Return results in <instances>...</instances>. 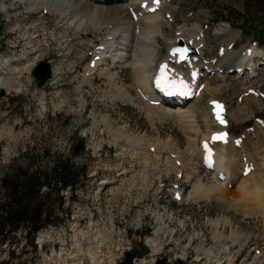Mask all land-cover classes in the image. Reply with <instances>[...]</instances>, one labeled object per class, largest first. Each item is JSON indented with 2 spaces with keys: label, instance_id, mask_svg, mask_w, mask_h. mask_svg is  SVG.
I'll list each match as a JSON object with an SVG mask.
<instances>
[{
  "label": "rangeland",
  "instance_id": "rangeland-1",
  "mask_svg": "<svg viewBox=\"0 0 264 264\" xmlns=\"http://www.w3.org/2000/svg\"><path fill=\"white\" fill-rule=\"evenodd\" d=\"M16 8L12 6L15 17L0 11V59H20L35 49L29 61L41 58L53 65L54 72L50 82L41 87L31 80L30 73L22 76L20 93L0 89V179L14 166L33 160L35 169L51 165L55 158H69L79 176L75 187L52 190L55 222L38 231L33 244L26 240L24 229L14 233L18 242L11 261L122 264L129 252L134 255L131 264H158L162 258L166 262L160 264H230L231 260L233 264H264V136L249 141L245 137L240 147L230 142L235 149L228 144L225 164L237 171L223 182L207 174L199 163L200 140L216 128L206 100H226L232 133L243 132L255 124V116L264 117V100L249 96L237 102L236 96L250 85L264 87V74L219 77L201 92L197 118L183 125L172 115L162 117L169 110L165 105L154 111V106L139 100L131 66L113 65L106 59L109 73L95 75L88 86L79 89L88 74L89 52L95 43L105 42V29L90 25L78 35L77 27L66 25L55 15L26 14L22 6ZM165 10L173 14L174 22L171 27L163 24V34L152 41L159 60L170 46L164 38L175 42L178 37L174 33L183 25L203 26L208 35L228 24L239 34L236 49L264 40L260 0H173ZM16 27L20 29L16 31ZM26 31L35 38L23 37ZM205 38L204 53L214 57L217 46L224 44ZM170 112L175 116L174 109ZM112 132L123 138L145 137L160 157L151 156L148 145L131 144ZM193 138L198 140L196 154L191 153ZM167 153H176L185 164L186 176L180 181L184 195L178 203L171 199L170 185L174 172L184 166L177 167L172 160L169 163ZM243 157L254 167L246 176L241 175ZM243 181L244 191L239 188ZM42 233L46 237L40 246ZM231 236L237 238L236 243ZM8 251L5 244L0 245V260L8 257Z\"/></svg>",
  "mask_w": 264,
  "mask_h": 264
},
{
  "label": "bare ground",
  "instance_id": "bare-ground-1",
  "mask_svg": "<svg viewBox=\"0 0 264 264\" xmlns=\"http://www.w3.org/2000/svg\"><path fill=\"white\" fill-rule=\"evenodd\" d=\"M124 1H127V0H111V1L103 2V3H96L93 0H0V10H2L3 12L9 13L15 17L16 13L13 12L12 6L13 5L17 6L18 8L16 9L18 10L20 5H22L23 10H25L26 13L34 12L38 14V13H43V10H47L49 14L55 15L61 21L66 23V25L77 27V30L79 32L82 30L83 27L90 26V25L94 27V29L97 28V30L105 29L107 31V34H106V38H104L105 42L103 44L105 45L106 48H109V51L112 53L106 54L104 55V57L110 58L113 65L122 64L123 66H126V67L131 66L133 68L132 71L135 77V84L133 88L136 90V88L141 87L147 90L148 82L150 79L149 72L155 68L154 63H157V60H159L156 57L157 49L153 47L152 41L153 40L158 41L159 39L157 36L163 34V27H162L163 24H168L169 27L172 26L170 22L163 20V17H162L164 13H171V12L163 9L165 10L164 13L160 12L156 14L144 15V16L139 17L137 21H134L131 19L130 15L128 14L126 10V6L127 5H132V6L138 5L139 0H129L128 3ZM164 1H165V4H167V0H164ZM202 28L203 27L198 26V25L193 26L192 28H190L187 25H183L176 30L177 37H178L177 39H180L183 36L189 39L192 37H196L197 35H201L202 42H204V45H206L207 38L205 37L208 36V38L211 40L221 41L226 47L230 42L234 41L237 38V36H239L238 32L236 33L232 31L231 27L228 24H221L214 30L212 34L208 33V35H206V33L204 32ZM19 29H20L19 27L18 28L16 27V31ZM27 31L30 32V30H27ZM27 31L24 32L25 34L22 33L23 37H26V39L31 41L35 37L32 35L33 33L29 34ZM164 39H165V42L169 43L170 45H173L176 43L171 40L169 41V38L167 37H165ZM36 52L37 50L34 49L28 52V54H25L20 59H17L14 57H4L0 59V89H7V90L11 89L17 93H20L22 91L21 88L24 85L22 81V78H23L22 76L29 75L31 72L30 67L32 66V63L33 64L35 63V62L29 61V55L32 53L35 54ZM223 58H224L223 60L219 58L220 60L217 61L216 63L217 68H220L221 64L226 61L228 62V65L226 68L232 67L234 64H237L242 59L241 50L229 51L226 49V52ZM203 59H205V57L201 56V60ZM104 64H106L104 61L96 62V66L102 65L101 67L98 68L97 75H102V74L107 75L109 73L110 67L108 66L106 67L104 66ZM87 69H88V72H87L88 74L85 76L84 82L79 86V89L81 91L83 90V88H85L92 82V80L95 78V75H96L95 70L89 68V66ZM52 77H53V74L51 75V78ZM219 77H220L219 74L212 75V76L206 75L200 81L204 82L205 83L204 88L205 87L207 88L209 85L212 84V82L216 81ZM123 93L124 92H121V94ZM212 95L214 96L215 94L212 93ZM201 98L198 97V99L196 100L189 101L186 105L182 107H172V106L165 105L164 108H167V109L169 108V110H167L166 112H163L162 117L172 115L174 119L176 118L178 121L182 122L183 125L184 124L188 125L193 122L195 113L198 112L199 104H200L198 102H200L199 100ZM160 105H161V108H163L162 106L164 105L163 104H160ZM160 105H155L156 106V107L154 106L155 108L152 106L151 107L153 108V110L154 109L157 110L160 108ZM152 108L150 109L152 110ZM170 109L172 110L174 109L176 111L175 116L171 114ZM186 130H187V126H186ZM187 132L189 131L187 130ZM112 134L116 138H120V137L121 139L123 138L121 134L118 132H112ZM123 139L128 141L131 144L142 145L141 147L145 145H148L149 147L153 146L151 143L147 142L148 139H146L145 137L134 138V139L125 137ZM197 141H196V138H193L190 140L191 145H192L191 153L193 154L198 151L197 143H196ZM168 146H171V145L168 144ZM231 147H234V146L231 145ZM227 148H228V144L220 148L219 154L216 156V158H217V164L220 165V167H225L228 171L227 175L230 176L237 171V168L236 167L233 168L225 164V153H226ZM173 149L175 148L173 147ZM191 153L189 152V154ZM199 153H200V150H199ZM243 180H245V178ZM240 184L241 185L239 186V188L244 191L246 187L244 186V181L240 182ZM224 191L226 193L227 190H224ZM247 191L248 190L246 189V192ZM235 236L230 237L233 243H236L237 241V238ZM45 237L46 235L42 233L39 239L41 244L43 243V240L45 239ZM62 255L63 254H60L59 256L63 257ZM65 264H66V261H65Z\"/></svg>",
  "mask_w": 264,
  "mask_h": 264
},
{
  "label": "trees",
  "instance_id": "trees-1",
  "mask_svg": "<svg viewBox=\"0 0 264 264\" xmlns=\"http://www.w3.org/2000/svg\"><path fill=\"white\" fill-rule=\"evenodd\" d=\"M260 3L264 6V0ZM32 164L33 160L25 166H14L11 173H5L0 179V245L5 244L9 249L8 257L1 259L0 264H18L11 261L18 242L15 232L24 229L26 240L33 244L36 233L55 222L51 217L54 209L50 202L52 190L59 192L77 184L79 172L69 158H55L51 165L35 169ZM44 186L48 192L42 191Z\"/></svg>",
  "mask_w": 264,
  "mask_h": 264
},
{
  "label": "snow or ice",
  "instance_id": "snow-or-ice-1",
  "mask_svg": "<svg viewBox=\"0 0 264 264\" xmlns=\"http://www.w3.org/2000/svg\"><path fill=\"white\" fill-rule=\"evenodd\" d=\"M155 2L157 4H159L160 0H155ZM187 52L188 50L187 49H181V48H177L175 50H173L172 52V55L173 56H178L179 60L180 61H184V60H187L188 57H187ZM166 68L167 66L165 65L162 69H161V78L157 81V85L159 87H169L171 85V81H169L166 77ZM217 108H220L221 106L220 105H216ZM217 118L220 119V114L219 112L217 113ZM220 122L223 124L224 121L222 119H220ZM214 141L215 140H224L226 142V134H222V135H219V136H216L213 138ZM205 148L206 150H208V146L207 144H205ZM209 152V163H212V153H211V150H208Z\"/></svg>",
  "mask_w": 264,
  "mask_h": 264
},
{
  "label": "water",
  "instance_id": "water-1",
  "mask_svg": "<svg viewBox=\"0 0 264 264\" xmlns=\"http://www.w3.org/2000/svg\"><path fill=\"white\" fill-rule=\"evenodd\" d=\"M33 75L38 79V84L39 86H41L50 75L49 66L45 62H41L33 71ZM75 151H77V149H75ZM132 258L133 254L126 253V258L124 259L122 264H131ZM165 261V259H161L158 261V263H164Z\"/></svg>",
  "mask_w": 264,
  "mask_h": 264
}]
</instances>
